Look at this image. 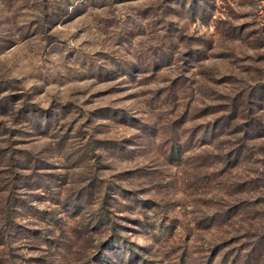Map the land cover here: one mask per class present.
<instances>
[{
    "label": "rangeland",
    "instance_id": "1",
    "mask_svg": "<svg viewBox=\"0 0 264 264\" xmlns=\"http://www.w3.org/2000/svg\"><path fill=\"white\" fill-rule=\"evenodd\" d=\"M0 264H264V0H0Z\"/></svg>",
    "mask_w": 264,
    "mask_h": 264
}]
</instances>
